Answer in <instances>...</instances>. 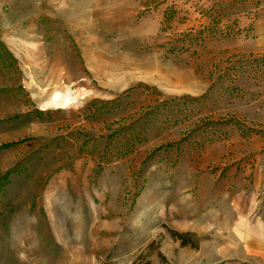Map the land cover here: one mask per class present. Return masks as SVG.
Here are the masks:
<instances>
[{"label":"rangeland","instance_id":"374dc122","mask_svg":"<svg viewBox=\"0 0 264 264\" xmlns=\"http://www.w3.org/2000/svg\"><path fill=\"white\" fill-rule=\"evenodd\" d=\"M258 221L264 0H0V264H223Z\"/></svg>","mask_w":264,"mask_h":264},{"label":"crops","instance_id":"0c3cea01","mask_svg":"<svg viewBox=\"0 0 264 264\" xmlns=\"http://www.w3.org/2000/svg\"><path fill=\"white\" fill-rule=\"evenodd\" d=\"M252 222L246 226L248 239L246 237L245 243L238 245L240 249L236 245L224 247L223 250L219 249L218 254L221 258L219 262L223 264H264V223L258 221L254 224ZM238 250L244 252L242 257L237 256Z\"/></svg>","mask_w":264,"mask_h":264},{"label":"bare ground","instance_id":"6f19581e","mask_svg":"<svg viewBox=\"0 0 264 264\" xmlns=\"http://www.w3.org/2000/svg\"><path fill=\"white\" fill-rule=\"evenodd\" d=\"M72 96H73V94H72ZM52 101L56 104H59V105H65V104L72 103L73 97L69 96L68 94L64 95L62 93H58L52 98Z\"/></svg>","mask_w":264,"mask_h":264},{"label":"trees","instance_id":"16d2710c","mask_svg":"<svg viewBox=\"0 0 264 264\" xmlns=\"http://www.w3.org/2000/svg\"><path fill=\"white\" fill-rule=\"evenodd\" d=\"M117 101V100H116Z\"/></svg>","mask_w":264,"mask_h":264}]
</instances>
